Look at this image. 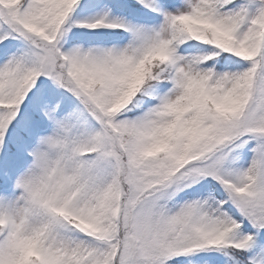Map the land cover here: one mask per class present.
Listing matches in <instances>:
<instances>
[{
    "label": "snow or ice",
    "instance_id": "1",
    "mask_svg": "<svg viewBox=\"0 0 264 264\" xmlns=\"http://www.w3.org/2000/svg\"><path fill=\"white\" fill-rule=\"evenodd\" d=\"M0 264H264V0H0Z\"/></svg>",
    "mask_w": 264,
    "mask_h": 264
}]
</instances>
